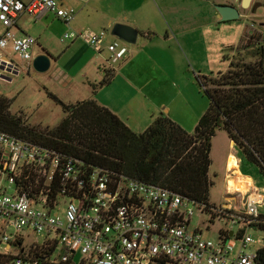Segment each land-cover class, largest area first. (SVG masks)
Segmentation results:
<instances>
[{
    "label": "built area",
    "instance_id": "obj_1",
    "mask_svg": "<svg viewBox=\"0 0 264 264\" xmlns=\"http://www.w3.org/2000/svg\"><path fill=\"white\" fill-rule=\"evenodd\" d=\"M24 14L36 21L52 14L68 28L77 16L56 0H0V23L8 28L0 38L2 79L20 74L8 48L34 61L36 38L11 32ZM76 36L66 34L63 42L83 35ZM107 38L102 32L86 41L96 51L105 48L112 64L124 61L130 46ZM233 171L226 193L242 199L238 211L235 204L208 207L113 172L88 174L77 159L0 132V264H264V238L252 235L264 193L248 180L247 192H232L229 180L240 177ZM195 217L205 219L207 231L222 224L218 239L192 230Z\"/></svg>",
    "mask_w": 264,
    "mask_h": 264
},
{
    "label": "trees",
    "instance_id": "obj_2",
    "mask_svg": "<svg viewBox=\"0 0 264 264\" xmlns=\"http://www.w3.org/2000/svg\"><path fill=\"white\" fill-rule=\"evenodd\" d=\"M224 60L229 63L226 72L197 76L209 107L192 134L167 115L138 134L95 99L65 105L53 95L65 115L57 128L29 125L22 114L11 112L13 101L0 97V132L77 159L88 174L113 172L210 207L211 153L218 132H225L235 144L245 175L247 167H253L264 177L262 33H246L236 54ZM114 79L113 69L105 71L104 80L93 86L94 92L110 86ZM255 227L264 232V214ZM260 257L264 261V250Z\"/></svg>",
    "mask_w": 264,
    "mask_h": 264
},
{
    "label": "crops",
    "instance_id": "obj_3",
    "mask_svg": "<svg viewBox=\"0 0 264 264\" xmlns=\"http://www.w3.org/2000/svg\"><path fill=\"white\" fill-rule=\"evenodd\" d=\"M56 1L66 8L76 10L77 16L73 25L68 28L52 14L46 16L42 22L47 21V24L55 26L54 21L57 20L66 29L73 27L76 34L82 35L85 31H89L92 36L102 32L111 35L113 27L117 24L133 27L139 32L137 44L130 46L133 49H130L124 61L116 64L119 66L117 69H115V64L110 62L111 56L105 48L96 51L89 46L88 41L84 42L80 38L74 40L73 47L69 49L70 63L67 64L69 69L57 66V71L65 85L70 86L74 78L81 77L83 85H87L86 88L91 92L88 100L95 99L138 134L146 131L152 125V120L161 117L167 113V110V114L171 116L172 110L168 109L167 103L163 101L165 92L163 84L165 82L178 77L184 78L192 73L208 77L212 74L226 72L229 63L227 62L226 65L224 58L236 54L244 34L240 26H232L233 24L219 27L222 22L218 20L217 11H214L213 15L210 14V11H206L204 20H202L203 13L200 5L202 0L197 1L198 10L178 13L174 12L173 7L170 6L171 1L177 2L178 0H133V6L131 7L130 4L124 14L102 13L99 7L101 0ZM186 1L190 2V0H181L183 3ZM204 1L206 4L210 2L209 0ZM169 16L172 20H180V25L172 29L171 34L160 26L162 17L167 20ZM2 27L4 30L0 34V38L8 31L7 26L3 24ZM149 33L153 34L150 38L146 37ZM115 40L116 38L113 37L107 38L108 43ZM168 45L173 48V51L167 50ZM82 60L84 63L80 65L79 73L72 71ZM92 64L96 67L101 65L102 70L105 71L109 69L115 71V79L110 86L101 87L94 92L93 86H98L103 78L100 77L99 81L90 79L92 75L88 70ZM28 66L31 68L32 63ZM132 69L133 79L128 76ZM5 77L7 78H0V81H12L9 78L12 75L7 74ZM235 160L237 165L232 163ZM224 166L227 182L230 177L229 170L232 169L235 170L233 173L240 175L238 179L242 177L252 182L242 172L238 151L229 138ZM234 179L229 180L230 183H234L230 186V190L239 186V183L236 182H242Z\"/></svg>",
    "mask_w": 264,
    "mask_h": 264
},
{
    "label": "rangeland",
    "instance_id": "obj_4",
    "mask_svg": "<svg viewBox=\"0 0 264 264\" xmlns=\"http://www.w3.org/2000/svg\"><path fill=\"white\" fill-rule=\"evenodd\" d=\"M22 1L25 4H30L32 2V0ZM197 1L198 0H190V2L186 1L184 3L181 2V0H178L177 2L171 1L170 6L171 8L173 7V11L176 13L185 12L187 10H198L197 7L199 4ZM209 1L208 4H206L204 0L200 3L203 13L202 20H204L206 11H210V14L213 15L214 11H217L216 7L218 6H233L239 10L241 18L237 21L222 22L219 27L227 24L240 26L242 31H244L243 36L246 33L251 34L255 31H259L263 35L264 45V0H253L249 9H243L241 7L242 0ZM130 4L132 7L133 0H101L99 7L101 12L105 14H110L112 12L124 14V12L128 10ZM42 20L36 21L30 15L24 14L23 17H20L18 20V26L21 30L16 28L11 30V32L17 37H23L26 34L27 36L31 35L36 38L37 44L33 48V56L49 55L51 58L50 70L46 73H36L32 67L30 68V66H28V64L31 63L23 61L11 50V48H8L4 53L16 66H18L20 74L19 76L14 75L9 77L12 81H0V97H5L13 101L11 112L16 115L22 114L29 125L54 129L61 124L65 115L62 106L55 102L50 95L56 96L65 105H74L78 102L88 100L91 92L86 88L87 85H83V81L80 80L81 77L74 78V80L71 81L70 86L68 84L65 85L64 81L61 80L62 77H60L59 71H57V66L69 69V65H67L70 63L68 52L69 49L73 47L74 40L66 41L64 43L63 37H65L66 34H71L72 36L77 37L73 27L72 29H66L57 20L54 21L56 23L55 26H51L50 24H47V21L42 22ZM179 25L180 20H172L170 16L167 20L162 17L160 22V26H162L163 29L168 30L170 34L172 33V29ZM2 26L3 24L0 23V34L4 30ZM107 35L109 38H112L110 33H107ZM89 36H92V34L89 31H85L80 39L85 42ZM131 48L133 49V47H130V49ZM167 50L173 51V48L168 45ZM224 62L227 65V61L224 60ZM83 63L84 60H82L81 63L79 62L76 68L72 71L79 73L80 65ZM114 66L115 69L119 67L116 64ZM102 68L101 65H98V67L93 64L89 66L88 72L92 75L90 79L97 81L102 77L103 81L105 78V70H102ZM0 75H2L1 71ZM128 76L133 79V69L128 73ZM197 76L199 75L192 73L187 77H178L163 84L165 89L163 101L167 103L168 109L172 110L171 116L167 114L168 110L167 113H164L163 115H167L171 120L183 127L190 134L194 133L199 120L206 114L209 107L208 97L202 89ZM161 112L162 110L160 113ZM156 119L157 118L152 121L154 122ZM227 151V135L223 132L217 133L212 144V165L210 168V176L213 181V186L210 189L209 197L210 204L216 208L225 203L227 194V178L224 166ZM246 170L247 172L245 173L247 177H249L256 187L264 193V177L260 176L258 171L253 167H247ZM239 180L242 182L236 183H239L241 188L231 191L239 190L243 193L247 192L249 182H246L245 180L248 179L242 177L240 179H235V181ZM232 184L234 183H230L229 186ZM242 188H244V190ZM234 206L235 210L238 211L242 206V199L240 198L239 203ZM261 212L264 214V206L261 207ZM204 221L205 219H202V217H195L191 229L201 228L204 231V236L206 238L217 240L218 232L221 229L222 224L215 222L210 226V230L207 231L205 224L202 225L201 223ZM252 235L255 238H264V232L262 231H254Z\"/></svg>",
    "mask_w": 264,
    "mask_h": 264
},
{
    "label": "water",
    "instance_id": "obj_5",
    "mask_svg": "<svg viewBox=\"0 0 264 264\" xmlns=\"http://www.w3.org/2000/svg\"><path fill=\"white\" fill-rule=\"evenodd\" d=\"M253 0H242L241 7L249 9ZM218 13V20L220 22H232L241 18L240 12L233 6H218L216 7ZM111 36L127 44L128 46H135L139 38V32L133 27L117 24L113 27ZM32 68L36 73H46L51 68V58L49 55H40L34 58ZM231 208V206H228Z\"/></svg>",
    "mask_w": 264,
    "mask_h": 264
},
{
    "label": "flooded vegetation",
    "instance_id": "obj_6",
    "mask_svg": "<svg viewBox=\"0 0 264 264\" xmlns=\"http://www.w3.org/2000/svg\"><path fill=\"white\" fill-rule=\"evenodd\" d=\"M237 202H238L237 197L230 196V195L226 194V198H225V203L224 204L232 206V205L236 204Z\"/></svg>",
    "mask_w": 264,
    "mask_h": 264
},
{
    "label": "bare ground",
    "instance_id": "obj_7",
    "mask_svg": "<svg viewBox=\"0 0 264 264\" xmlns=\"http://www.w3.org/2000/svg\"><path fill=\"white\" fill-rule=\"evenodd\" d=\"M232 163L234 164V165H237V162H236V160L235 161H232ZM241 187L240 186H238L237 188H235V189H240ZM234 189V190H235ZM243 190H244V188H242Z\"/></svg>",
    "mask_w": 264,
    "mask_h": 264
}]
</instances>
